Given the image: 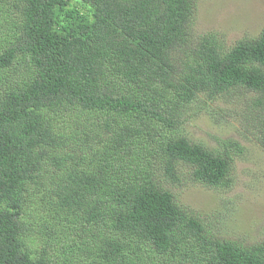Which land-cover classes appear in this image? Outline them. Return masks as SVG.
Here are the masks:
<instances>
[{
    "label": "trees",
    "instance_id": "16d2710c",
    "mask_svg": "<svg viewBox=\"0 0 264 264\" xmlns=\"http://www.w3.org/2000/svg\"><path fill=\"white\" fill-rule=\"evenodd\" d=\"M195 8L0 0V264H264L173 190L230 188L245 151L185 134L201 97L242 95L264 149V27L226 48Z\"/></svg>",
    "mask_w": 264,
    "mask_h": 264
},
{
    "label": "rangeland",
    "instance_id": "374dc122",
    "mask_svg": "<svg viewBox=\"0 0 264 264\" xmlns=\"http://www.w3.org/2000/svg\"><path fill=\"white\" fill-rule=\"evenodd\" d=\"M195 1L191 28L195 37L214 33L226 48H231L242 39L256 38L264 27V0ZM201 98L204 102L194 105L197 112L200 106V114L187 118L183 127L185 134L193 142L216 151L222 149V140H236L245 151L235 161L230 188H205L189 183L173 186V190L181 204L219 227L216 232L221 238L245 246L255 245L264 241V149L257 140L259 132L251 117L252 110L244 104L242 95L227 96L211 104ZM217 108L221 110L215 117L207 113ZM222 110L231 112V116L226 114L220 118Z\"/></svg>",
    "mask_w": 264,
    "mask_h": 264
}]
</instances>
